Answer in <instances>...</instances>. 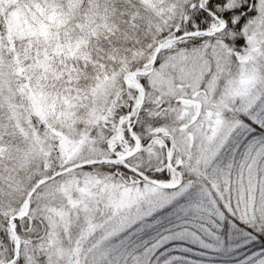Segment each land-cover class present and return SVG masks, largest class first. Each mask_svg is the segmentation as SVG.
I'll use <instances>...</instances> for the list:
<instances>
[{
  "label": "snow or ice",
  "instance_id": "1",
  "mask_svg": "<svg viewBox=\"0 0 264 264\" xmlns=\"http://www.w3.org/2000/svg\"><path fill=\"white\" fill-rule=\"evenodd\" d=\"M0 264H264V0H0Z\"/></svg>",
  "mask_w": 264,
  "mask_h": 264
}]
</instances>
